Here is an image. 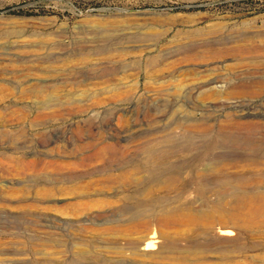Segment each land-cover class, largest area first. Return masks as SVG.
<instances>
[{
    "label": "rangeland",
    "instance_id": "1",
    "mask_svg": "<svg viewBox=\"0 0 264 264\" xmlns=\"http://www.w3.org/2000/svg\"><path fill=\"white\" fill-rule=\"evenodd\" d=\"M261 113L264 0H0V264H264Z\"/></svg>",
    "mask_w": 264,
    "mask_h": 264
},
{
    "label": "bare ground",
    "instance_id": "2",
    "mask_svg": "<svg viewBox=\"0 0 264 264\" xmlns=\"http://www.w3.org/2000/svg\"><path fill=\"white\" fill-rule=\"evenodd\" d=\"M214 82H215V80L209 81V83H214ZM260 89L262 90L263 88H260ZM246 116L247 117L251 116L250 112H249V114L248 113L247 114H242V113L239 114L237 117L232 119L233 122L231 121V125L241 126V125L247 124L249 126V125H251L253 123H258V121L256 122L255 120L247 121V122L246 121H242L241 119L243 117H246ZM254 116H257V115H254ZM259 116H261V119L263 120L262 124H264V114L261 113L260 115H258V117ZM191 123H193V122H190L188 127H192L194 125V124H191ZM221 124H223V123H221ZM176 128L177 127H175V129ZM175 129L173 128V130H175ZM172 133L168 132L167 135H169V136H166V137L172 136ZM248 133H250V132H248ZM254 135L253 134L252 135L251 134L239 135V134H234L231 131H226L225 133L222 132V131L221 132L217 131V133L214 136L217 137V138H220V139H222L224 141H227L228 143L231 142L233 145H236L237 147L242 148V150H243L242 152L243 153L240 156H242L243 158H246L248 160L253 159L254 161L256 160L259 163L264 164V136H259L258 135L259 137H257L256 135L255 136ZM159 142L160 143L157 145L156 149H150L148 151L147 156H146V158H147L146 162H148L150 164L152 163L154 167H156V165L158 166L157 167L158 168L157 171L155 173H152L151 178H153L154 180H159V181L163 182L165 184V186L171 188V187H174L175 179L178 176V174L168 173V172L177 171L179 173L182 170V167H175V166H172V168L164 167L165 166V160H161L160 158H157V156H155L156 154H154V152L161 153V152L164 151V147L161 145V142H164V141L160 140ZM191 171L194 172L195 175H199L200 174V175H203V176L204 175L207 176V175H210L212 173L219 174L221 172L219 170V167L217 165H213V164H211V165H209L207 167L204 166V168L200 167L198 165H196V167L192 166ZM164 173H166V174L168 173V175H165V177L164 176L162 177V175ZM238 176L240 177V175H238ZM217 182H218V185H216L215 188H213L215 191L228 192V191L237 190V191H245L246 192V191H252L254 189L256 191H260V190H262L264 188V187H262L263 185L254 183V182H252V181H250L249 179H246V178H244V179H233V180H221V181L219 180ZM141 204H143V202H141V201L138 202L139 207L141 206ZM237 234H238V231H237L236 227L234 226V224H232L231 222H225L224 225L216 231V235L219 238H223V239L232 238V237H234V235H237ZM150 240L151 239H149V241L146 242V244L144 245V247H143L144 250H150V249L156 248L155 247V243L160 241V240H155V241L154 240L150 241ZM157 245H159V244H157Z\"/></svg>",
    "mask_w": 264,
    "mask_h": 264
}]
</instances>
